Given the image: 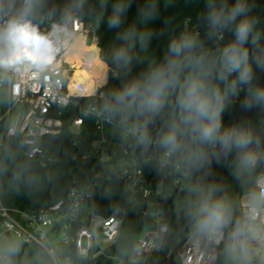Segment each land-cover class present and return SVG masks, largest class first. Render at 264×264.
<instances>
[{"label":"clouds","instance_id":"obj_1","mask_svg":"<svg viewBox=\"0 0 264 264\" xmlns=\"http://www.w3.org/2000/svg\"><path fill=\"white\" fill-rule=\"evenodd\" d=\"M109 0H0V91L15 90L25 77L47 81L58 58L79 42L78 22L98 29ZM172 0H166L168 7ZM132 0H116L107 17L116 35L100 56L107 70L87 114L131 131L137 146L155 145L175 169L201 173L190 186L185 217L199 235L223 243L224 264H251L253 244L264 248V122L226 124L223 114L245 93L240 107L264 109V31L249 0H206L205 35L188 30L169 36L162 55H150L159 0H146L137 20L125 24ZM47 23L46 30L42 25ZM226 32L233 38L224 42ZM251 47V51H250ZM146 61V63H145ZM146 66L129 76L133 63ZM109 72L121 80L107 87ZM88 90L80 89L82 98ZM159 123L154 136L151 127ZM8 158L0 159V175ZM229 168L244 193V208L215 179L213 164ZM20 245L0 243V264H13Z\"/></svg>","mask_w":264,"mask_h":264},{"label":"built area","instance_id":"obj_2","mask_svg":"<svg viewBox=\"0 0 264 264\" xmlns=\"http://www.w3.org/2000/svg\"><path fill=\"white\" fill-rule=\"evenodd\" d=\"M47 27V23L43 24L42 30ZM76 28L86 47L98 45L97 29L93 30L91 24L78 22ZM89 34L90 42L87 41ZM75 51L74 45L58 58L57 69L47 81L25 77L15 82V90L9 89L7 94L0 91V146L5 137L18 136L26 157H45L39 141L45 135L61 131L63 109L70 105L82 110V114L76 115L70 126L73 131L80 130L85 116H89L86 109L91 100L83 101L80 93L74 90L72 79L78 68L89 69L90 64L88 60L82 61V56H73ZM87 82L82 88L95 83L87 94V97H94L95 89L102 81ZM94 123L98 138L92 142L91 151L101 166L107 167L109 175L121 179L134 204L139 203L141 195L149 205L154 206L150 212L154 226L137 237L129 254L130 262L147 264L154 253L162 250L168 233L162 199L169 196L173 188L181 187L186 170H177L165 163L161 150L155 145L144 151L137 146L131 131L122 126L109 137L106 134L107 126H118L116 122L108 124L95 116ZM150 162L155 163L157 172L148 168ZM101 176L102 172H97L84 185L73 186L65 196L40 209L11 207L5 205L0 197V237H7L8 231L13 242L16 237L21 243L40 246L53 264H85L87 260L99 256L113 259L115 264H123L120 256L108 254L107 249L119 239L125 210L118 206L107 215L95 210L94 193ZM243 208L244 194L240 198V211ZM222 249V242L208 239L192 230L175 249V259L179 264H220ZM173 252L172 245L167 255ZM251 264H264V248L255 243Z\"/></svg>","mask_w":264,"mask_h":264},{"label":"trees","instance_id":"obj_3","mask_svg":"<svg viewBox=\"0 0 264 264\" xmlns=\"http://www.w3.org/2000/svg\"><path fill=\"white\" fill-rule=\"evenodd\" d=\"M116 0H109L104 20L97 29L98 44L101 48H107L113 41L116 30L109 29L107 17L111 12L112 5ZM146 3V0H132L125 24L137 20L138 10ZM166 0H159L158 15L149 22L153 30V38L150 43V51L153 56H161L167 46L169 36L186 28L199 31L203 37L206 25L202 21L205 11L206 0H172L165 7ZM234 3V0H229ZM253 4L251 15L259 20V27L264 31V0H249ZM56 5L62 7L63 0H49V7ZM233 35L226 32L224 42L231 40ZM251 51V47H250ZM92 60L99 66L105 63L97 54L95 47L92 52ZM146 63V61H145ZM145 63L134 62L129 76L136 75L145 66ZM258 83L264 85V72L257 71ZM121 80L112 76L109 72L107 87L119 86ZM245 93L234 98L229 108L223 114L226 124L241 121H250L257 129L264 122V109L254 108L245 111L240 107ZM83 98L87 102L91 100ZM82 114V110L70 105L63 109V126L59 133L48 134L39 141L45 151V157L40 159L28 158L22 152V141L18 136L5 137L0 146V159L8 158L7 172L0 175V197L5 205L18 207L23 210H35L47 207L59 198L65 196L73 186H82L93 178L97 172H102L99 185L94 193L95 210L102 214H109L115 207L125 210V217L120 230L118 241L107 249L110 255H117L123 259V264H135L129 261V254L137 237L147 228L154 226L151 210L154 206L149 205L143 196L139 195V203L134 204L131 194L127 191L121 179L109 175L107 167H102L97 157L91 151V144L98 138L95 129L94 117L85 116L80 130L73 131L70 126L76 115ZM107 126V135L116 134L121 126ZM160 125L157 123L151 127L155 136ZM149 169L157 172L155 163L150 162ZM214 176L210 179L222 183L231 198L236 201L240 208V198L244 194L241 186L232 180L229 168L213 164ZM201 173H189L181 187L173 188L171 194L162 199V206L166 209L168 233L164 245L159 253H154L147 264H179L175 259V249L180 245L185 235L192 231V227L185 217V209L192 198L190 186L196 183ZM174 246V252L168 256V250ZM13 264H53L47 252L36 244L21 243L19 253L13 258ZM85 264H115V260L106 256H99L87 260ZM220 264H224L223 253Z\"/></svg>","mask_w":264,"mask_h":264},{"label":"rangeland","instance_id":"obj_4","mask_svg":"<svg viewBox=\"0 0 264 264\" xmlns=\"http://www.w3.org/2000/svg\"><path fill=\"white\" fill-rule=\"evenodd\" d=\"M87 41L88 42L91 41V34H89ZM98 46H99V44L96 46L97 54L101 58V56H100V48ZM92 52H90L88 54H85V53L78 54V56H82V58H81L82 61L83 60H85V61L88 60V62L90 64V68L89 69L79 68L78 72H77L78 79H81V81L84 82V83H88L87 81H89L90 83H94L97 79H101V81H102L104 73L107 70L106 66H104L103 64H100L99 67L96 66V64L91 60V57L93 55ZM94 84H93V88L95 86ZM13 240H14L15 243H18L20 245V247H21V240L19 238L14 237ZM6 242H13V241L8 239L7 237H2L1 236L0 237V243H6ZM57 252H58V254H60V250H58Z\"/></svg>","mask_w":264,"mask_h":264},{"label":"bare ground","instance_id":"obj_5","mask_svg":"<svg viewBox=\"0 0 264 264\" xmlns=\"http://www.w3.org/2000/svg\"><path fill=\"white\" fill-rule=\"evenodd\" d=\"M95 47H96L95 45H92V46H90V47H86V46L84 45V43H83V37L80 36V38H79V42L75 45V49H76L77 51H75V53H74L73 56H78V54H80V53L88 54V53L94 51ZM91 60H92V57H91ZM92 61H93V60H92ZM93 62H94V61H93ZM94 63H95V62H94ZM95 64H96V63H95ZM96 66H97V64H96ZM99 66H100V65H99ZM99 66H98V67H99ZM78 69H79V68H78ZM78 69L76 70L75 75H74V77H73V79H72V84H73V86H74V88H75L74 90L80 93V89H82V85H83V84H86V83L82 82L81 79H78V75H77ZM92 88H93V84H92L91 86H89L88 88H86V89H87L88 91H90Z\"/></svg>","mask_w":264,"mask_h":264},{"label":"water","instance_id":"obj_6","mask_svg":"<svg viewBox=\"0 0 264 264\" xmlns=\"http://www.w3.org/2000/svg\"><path fill=\"white\" fill-rule=\"evenodd\" d=\"M6 236L9 238V239H11V235H10V233L7 231L6 232Z\"/></svg>","mask_w":264,"mask_h":264}]
</instances>
